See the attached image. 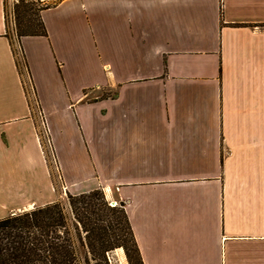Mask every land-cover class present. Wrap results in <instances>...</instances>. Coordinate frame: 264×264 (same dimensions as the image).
<instances>
[{"label": "crops", "instance_id": "crops-1", "mask_svg": "<svg viewBox=\"0 0 264 264\" xmlns=\"http://www.w3.org/2000/svg\"><path fill=\"white\" fill-rule=\"evenodd\" d=\"M41 15L48 36L20 43L66 193L124 204L144 264H264V0ZM14 33L0 0V219L62 198Z\"/></svg>", "mask_w": 264, "mask_h": 264}, {"label": "trees", "instance_id": "trees-1", "mask_svg": "<svg viewBox=\"0 0 264 264\" xmlns=\"http://www.w3.org/2000/svg\"><path fill=\"white\" fill-rule=\"evenodd\" d=\"M31 3L14 7L19 39L48 36L41 14L50 5ZM119 248L129 264H144L124 204L111 206L102 189L0 219V264H111Z\"/></svg>", "mask_w": 264, "mask_h": 264}, {"label": "rangeland", "instance_id": "rangeland-1", "mask_svg": "<svg viewBox=\"0 0 264 264\" xmlns=\"http://www.w3.org/2000/svg\"><path fill=\"white\" fill-rule=\"evenodd\" d=\"M56 1H58V0H46V1L45 0H40V1L30 0V2H32L31 4H34V6L37 8L38 7H44L47 5H53V3H55ZM17 2H18V0H5L7 18L9 20V22L14 21V24H15L14 7L17 4ZM28 77L31 78L30 75L25 76V78L27 80H28ZM105 95H107V93H105ZM31 97H32L31 98L32 110L37 116H39V114L41 113L40 107H39L36 95H35V93L33 94L32 91H31ZM92 97H94V96H92ZM40 126H41V132L44 135L45 129H44L42 123H40ZM44 143H45V147H46L47 158H48L49 167H50V171H51L52 179L54 181L55 188L57 191H61V194H62L61 201L66 203L68 200L69 192L67 194L66 189H64V187H63V180L61 179V171H60L59 161L57 159V155H56L54 148H53V142H52V147H51V145L48 141V137H47V138H44ZM113 252L110 253V257H111L113 264H120V262L118 261L119 260L118 257L117 256L114 257Z\"/></svg>", "mask_w": 264, "mask_h": 264}, {"label": "built area", "instance_id": "built-area-1", "mask_svg": "<svg viewBox=\"0 0 264 264\" xmlns=\"http://www.w3.org/2000/svg\"><path fill=\"white\" fill-rule=\"evenodd\" d=\"M13 24H14V21H13ZM14 26H15V24H14ZM12 41H13V49H14V53H15L14 54L15 55V59L17 61V64H18V67H19V71L21 73L23 87H24L25 92L27 94V97L29 98V101L31 103V98H32L31 97V91L34 94L35 90H34L31 78L28 77V80L25 78L26 75L29 76L30 74H29V70L27 68L25 59H24V54H23L21 43H20V39H19V37L16 34V29H15V33L13 34ZM38 104H39V102H38ZM31 105H32V103H31ZM40 112L41 113L39 114V119H40V123H42V125H43V127L45 129V132H44V135H43L42 132H41V126H40L39 135H40L41 141L43 142V145H44V148H45V151H46L44 138L48 137V141H49L51 147H52V140H51V137H50V132H49V128H48L46 119L44 118V114L42 113L41 109H40ZM110 205L111 206H118L119 203L117 201H114V202H110ZM109 261H110L111 264H113L110 255H109Z\"/></svg>", "mask_w": 264, "mask_h": 264}]
</instances>
